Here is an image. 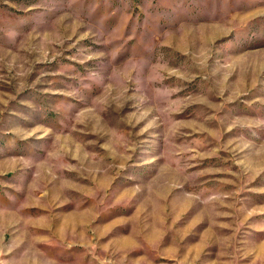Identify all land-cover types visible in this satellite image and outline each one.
<instances>
[{
  "label": "rangeland",
  "instance_id": "374dc122",
  "mask_svg": "<svg viewBox=\"0 0 264 264\" xmlns=\"http://www.w3.org/2000/svg\"><path fill=\"white\" fill-rule=\"evenodd\" d=\"M0 264H264V0H0Z\"/></svg>",
  "mask_w": 264,
  "mask_h": 264
}]
</instances>
